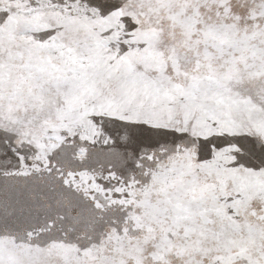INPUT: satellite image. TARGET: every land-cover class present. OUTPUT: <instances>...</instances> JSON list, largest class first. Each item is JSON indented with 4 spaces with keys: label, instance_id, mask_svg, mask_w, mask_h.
<instances>
[{
    "label": "rangeland",
    "instance_id": "obj_1",
    "mask_svg": "<svg viewBox=\"0 0 264 264\" xmlns=\"http://www.w3.org/2000/svg\"><path fill=\"white\" fill-rule=\"evenodd\" d=\"M245 2L164 0L139 17L137 62L173 86L171 111L185 133L164 150L148 145L142 158L131 129L89 115L103 110L84 108L82 74L60 47L41 34L4 37L0 180L5 171L26 172L17 183L29 194L24 223L0 228V254L15 264H215L221 256L245 264L237 257L264 252V172L246 170L243 141L202 143L213 133L252 131L260 120L250 121L243 105L186 106L179 98L200 81L199 95L211 100L201 80L211 67L231 69L233 88L242 73L245 94L264 105L256 28L264 20L249 19Z\"/></svg>",
    "mask_w": 264,
    "mask_h": 264
},
{
    "label": "snow or ice",
    "instance_id": "obj_2",
    "mask_svg": "<svg viewBox=\"0 0 264 264\" xmlns=\"http://www.w3.org/2000/svg\"><path fill=\"white\" fill-rule=\"evenodd\" d=\"M163 3L164 0H0V87L4 79V37L41 34L50 44L60 47L73 70L82 74L78 88L81 95L87 97L84 108L103 110L90 112V116L98 115L102 122L107 114L113 124L131 129L133 140L144 146L140 149L141 158L147 154L148 145L153 146L154 151L164 150L165 142L176 141L185 134L180 129L181 115L171 111L173 101L169 95L174 92L173 86L151 78L149 70L137 62L144 41L134 39L145 27L139 17L159 10ZM240 8L250 13L249 19L264 20V0H246ZM133 15L137 18H132ZM82 26L89 27L90 31L82 32ZM256 28L264 37V26L256 25ZM99 52L105 54L96 55ZM247 70L249 73L257 71L255 67ZM260 74H264V69ZM232 78L231 69L216 71L209 67L201 80L212 91L211 100H202L199 95L200 81L179 98L186 106L199 103L220 107L226 103L243 105L248 119L260 120L259 126L250 124L252 131L247 132L213 133L202 143L207 149L224 135L243 141L239 156L246 170L264 172V105L258 107L251 94H245L242 73L235 76L240 87L231 86ZM27 175L13 169L5 171L4 179L0 180V228L4 230L18 229L24 223L22 209L29 193L17 181ZM28 235L31 236L30 230ZM237 258L245 264H264V252ZM0 264L15 262L0 254ZM215 264H232V261L221 256L216 258Z\"/></svg>",
    "mask_w": 264,
    "mask_h": 264
}]
</instances>
